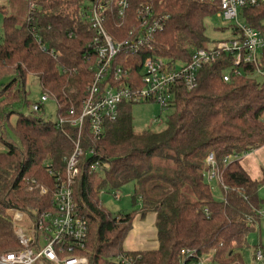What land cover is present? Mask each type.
Listing matches in <instances>:
<instances>
[{
    "label": "trees",
    "instance_id": "obj_1",
    "mask_svg": "<svg viewBox=\"0 0 264 264\" xmlns=\"http://www.w3.org/2000/svg\"><path fill=\"white\" fill-rule=\"evenodd\" d=\"M6 1L13 6L14 0ZM82 1L31 0L30 8L26 0L22 22L0 6V80L10 76L9 81L0 84V143L6 146L0 152V254L20 248L8 210H17L29 219L51 210L54 182L45 164L64 171L63 159L73 150L74 129L61 130L54 121L45 119L43 111L24 112L31 105L25 81L28 75L36 76L42 91L57 100L59 113L70 106L79 111L91 80L92 59L86 61L83 56L93 35L78 15ZM155 1H162V10L169 15L164 30L157 35L156 54L188 60L192 48L208 46L204 20L218 11L216 3ZM243 17L250 26L262 28L264 4L244 9ZM109 30L114 34L112 28ZM34 32L57 54V59L39 49ZM138 57L128 56L126 65ZM229 58L222 55L200 69L195 88L176 87L172 110L159 130L135 132L131 103L120 105L115 121L105 122L99 140L93 141L87 128L83 130L84 153L72 196L87 222L84 254L89 264H108L110 257L126 250L125 242L136 220L151 213L155 246L127 250L140 254L143 262L180 264V252L191 250L195 257L212 253V264H246L243 252L249 247V235L258 231L259 211L264 205L259 194L264 168L254 179L239 159L226 158L264 146V75H254L253 67L245 66L247 75L224 81ZM56 62L67 69L65 74L59 73ZM261 67L264 69V50ZM11 115L15 116V125L10 127L18 144L5 129ZM209 152L214 153L227 187L222 189L221 200L213 198L204 178V160ZM94 162L104 165L102 171L90 172ZM130 182L134 183L131 202L137 206L115 216L106 212L99 191L117 190ZM29 185L33 188L28 189ZM40 186H45L46 193L39 192Z\"/></svg>",
    "mask_w": 264,
    "mask_h": 264
},
{
    "label": "built area",
    "instance_id": "obj_2",
    "mask_svg": "<svg viewBox=\"0 0 264 264\" xmlns=\"http://www.w3.org/2000/svg\"><path fill=\"white\" fill-rule=\"evenodd\" d=\"M201 1L218 5L216 14L230 23L231 37L211 46L192 48L188 60L172 59L154 52L157 35L164 30L169 19V15L162 10V1L84 0L82 2L86 4L80 3L79 18L93 32L83 56L86 61L92 59L89 66L91 80L85 88L79 111L70 106L64 113L57 111L54 120L61 130H75L73 150L63 159L64 171L53 170L48 163L45 164L46 172L54 182L50 198L52 209L36 219H29L27 232L21 228L13 229L20 248L0 254V264H89L84 254L87 222L78 212L72 196V187L79 173L78 164L84 153L81 135L85 128L93 141L99 140L103 136L105 122L115 121L119 116L120 105L124 103L152 102L159 105L160 112L171 109L176 87L182 85L186 90L195 88L199 70L214 63L222 55L230 57V65L223 74L224 81H228L231 76L247 75L245 66H252L254 75H264L261 67L264 26L254 28L238 20L239 9L258 7L264 4V0ZM29 7L33 8L31 0ZM111 28L114 34L110 32ZM32 35L42 52L57 59V54L46 47L38 34L34 32ZM68 36L72 37L73 34L69 33ZM130 55L141 57L126 65ZM56 63L59 73L65 74L67 69ZM49 98L56 102L58 110L59 104L55 97L43 92L39 101L30 105L31 111L41 113L43 103ZM160 121L159 116L152 120L153 123ZM251 151L231 154L226 161L246 157ZM204 163L205 180L217 179L222 189L227 190L213 152L206 155ZM103 167L100 162H94L90 165V172H100ZM32 188L33 185L28 186V189ZM46 191L45 186H40L41 194ZM113 196L115 199L120 198L118 192H114ZM9 211L13 212L14 227L23 217L17 210ZM259 215L264 216V208L259 211ZM212 259V253L195 257L193 251L182 250L179 263L212 264ZM107 263L147 264L142 261L140 254H132L127 250L110 257ZM249 264H264V254L260 248L254 250Z\"/></svg>",
    "mask_w": 264,
    "mask_h": 264
},
{
    "label": "rangeland",
    "instance_id": "obj_3",
    "mask_svg": "<svg viewBox=\"0 0 264 264\" xmlns=\"http://www.w3.org/2000/svg\"><path fill=\"white\" fill-rule=\"evenodd\" d=\"M25 3L26 0H14L13 2V10L12 13L16 16L18 22H22L25 18L26 12H25ZM86 4L85 2H82V5ZM2 19L3 14L0 12V44L3 40V34H2ZM238 20L241 22H245V19L243 17V9H239L238 13ZM205 36L208 39V46H211L213 43L230 38L231 37V29H230V23H226L223 18L218 16L216 13L212 16L206 17L205 20ZM261 24L264 26V19L261 21ZM223 28V29H221ZM258 80L261 79L260 76L256 77ZM10 76H5L1 82H7L9 81ZM25 89L28 91L27 99L29 102L35 103L38 102L43 91L41 89L39 79L36 76L28 75L25 81ZM43 114L51 121H54L56 119L57 114V106L56 102L49 98L47 101L43 103ZM172 109L166 110L164 112L159 111V105L156 103H149V102H142V103H134L131 105V115H132V123H133V129L135 132H141L144 129H152V130H159L165 125V121L167 116L170 114ZM25 113L31 112L30 108L24 109ZM39 114V113H38ZM155 116H159L160 123H153L152 120ZM15 125V116L11 115L9 118L8 123L5 125V129L8 132V135L14 143L18 144V140L15 135H13V131L10 126ZM6 150V146L0 143V152H3ZM240 163L243 166V168L247 171V173L254 179H257L261 175V169L264 168V146L258 149H253L249 155L246 157H241ZM101 175L103 173H100ZM212 196L215 200H221L223 198V191L221 188V184L217 179L212 180H206ZM134 183L130 182L122 187H120L117 190H100L98 193V198L100 201L101 206L104 208V210L111 215L115 216L117 214H125L130 211H132L137 205H133L131 202V195L133 193ZM114 192H118L120 195L119 199H115L113 196ZM260 196L264 199V185H262L259 189ZM264 208V205H263ZM8 213H11L13 215V212H10L8 210ZM21 213V212H20ZM23 220L21 222H16L14 227L12 223V228L14 230L21 228L24 232H27L29 228V218L26 214L23 215ZM152 214H149L147 218H151ZM13 217V216H12ZM138 222V219L136 220V223ZM151 229V230H150ZM153 231V224L148 228H144L141 226H135L133 230L130 232L128 239L136 244L139 241H141L144 237H147L148 235H151ZM154 239V243L156 242L154 234L151 235ZM248 243L249 247L244 249L243 256L244 261L246 264H249L251 262L252 254L254 252V249L256 248V245H261L260 249L264 254V216L260 217L259 221V228L258 231L255 233H251L248 237Z\"/></svg>",
    "mask_w": 264,
    "mask_h": 264
},
{
    "label": "crops",
    "instance_id": "obj_4",
    "mask_svg": "<svg viewBox=\"0 0 264 264\" xmlns=\"http://www.w3.org/2000/svg\"><path fill=\"white\" fill-rule=\"evenodd\" d=\"M0 6H5L6 9L12 11V3L6 1V0H0ZM152 214V213H151ZM149 216V214L146 216L145 219L143 220H138V222L135 224V226H141L144 228H148L153 224L154 222V214H152L151 218H147ZM134 226V227H135ZM151 230V229H150ZM154 234V231H152V234ZM151 235H148L147 237H144L141 241H139L138 243L134 244L132 243L128 238L125 242V246L124 249L132 251V250H137V249H146V248H152L155 246L154 243V239Z\"/></svg>",
    "mask_w": 264,
    "mask_h": 264
},
{
    "label": "water",
    "instance_id": "obj_5",
    "mask_svg": "<svg viewBox=\"0 0 264 264\" xmlns=\"http://www.w3.org/2000/svg\"><path fill=\"white\" fill-rule=\"evenodd\" d=\"M45 119H46V117H45Z\"/></svg>",
    "mask_w": 264,
    "mask_h": 264
}]
</instances>
